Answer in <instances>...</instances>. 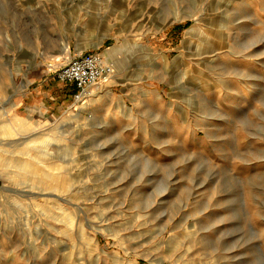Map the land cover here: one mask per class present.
<instances>
[{
	"label": "rangeland",
	"instance_id": "obj_1",
	"mask_svg": "<svg viewBox=\"0 0 264 264\" xmlns=\"http://www.w3.org/2000/svg\"><path fill=\"white\" fill-rule=\"evenodd\" d=\"M0 264H264V0H0Z\"/></svg>",
	"mask_w": 264,
	"mask_h": 264
},
{
	"label": "built area",
	"instance_id": "obj_2",
	"mask_svg": "<svg viewBox=\"0 0 264 264\" xmlns=\"http://www.w3.org/2000/svg\"><path fill=\"white\" fill-rule=\"evenodd\" d=\"M113 67L104 57L93 51H79L59 69L57 77L73 85V101L83 103L92 94L98 82L109 76Z\"/></svg>",
	"mask_w": 264,
	"mask_h": 264
},
{
	"label": "bare ground",
	"instance_id": "obj_3",
	"mask_svg": "<svg viewBox=\"0 0 264 264\" xmlns=\"http://www.w3.org/2000/svg\"><path fill=\"white\" fill-rule=\"evenodd\" d=\"M114 49V47L113 48H110V49H108L106 52H105V55H108V53H109V55L111 54L110 52H112V50ZM112 64V66H113V63H111ZM110 76V75H109ZM108 77V76H107ZM105 79V78H104ZM98 85H99V82H98V84L95 86V88L96 87H98Z\"/></svg>",
	"mask_w": 264,
	"mask_h": 264
},
{
	"label": "crops",
	"instance_id": "obj_4",
	"mask_svg": "<svg viewBox=\"0 0 264 264\" xmlns=\"http://www.w3.org/2000/svg\"><path fill=\"white\" fill-rule=\"evenodd\" d=\"M60 80V79H59Z\"/></svg>",
	"mask_w": 264,
	"mask_h": 264
}]
</instances>
